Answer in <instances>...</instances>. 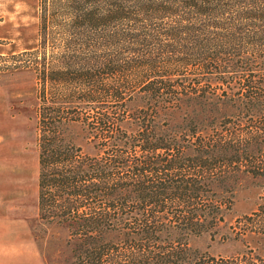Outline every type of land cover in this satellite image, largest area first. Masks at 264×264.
Here are the masks:
<instances>
[{
    "label": "trees",
    "instance_id": "1",
    "mask_svg": "<svg viewBox=\"0 0 264 264\" xmlns=\"http://www.w3.org/2000/svg\"><path fill=\"white\" fill-rule=\"evenodd\" d=\"M82 2L97 65L51 78L40 220L67 230L74 264H264L248 245L193 246L226 223L242 177L264 180V0ZM234 227L264 236V188Z\"/></svg>",
    "mask_w": 264,
    "mask_h": 264
},
{
    "label": "rangeland",
    "instance_id": "2",
    "mask_svg": "<svg viewBox=\"0 0 264 264\" xmlns=\"http://www.w3.org/2000/svg\"><path fill=\"white\" fill-rule=\"evenodd\" d=\"M83 7L82 0H0V264H74L67 230L39 217L38 139L40 111L57 100L52 76L76 78L97 65L89 35L74 20ZM76 136L88 148L83 133ZM263 188L264 180L242 177L226 223L213 240L195 239L194 248L212 256H231L245 245L262 252L264 236L235 241L234 226L256 211Z\"/></svg>",
    "mask_w": 264,
    "mask_h": 264
}]
</instances>
